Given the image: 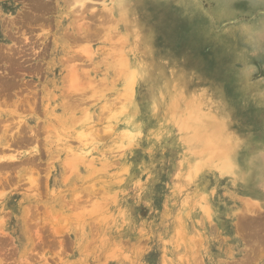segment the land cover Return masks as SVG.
I'll use <instances>...</instances> for the list:
<instances>
[{"label": "rangeland", "instance_id": "1", "mask_svg": "<svg viewBox=\"0 0 264 264\" xmlns=\"http://www.w3.org/2000/svg\"><path fill=\"white\" fill-rule=\"evenodd\" d=\"M51 1L0 0V264H264V0Z\"/></svg>", "mask_w": 264, "mask_h": 264}, {"label": "bare ground", "instance_id": "2", "mask_svg": "<svg viewBox=\"0 0 264 264\" xmlns=\"http://www.w3.org/2000/svg\"><path fill=\"white\" fill-rule=\"evenodd\" d=\"M51 0H31V3H30V6L28 7V11H26L27 13L25 14V16L28 18V21L30 23H33L35 21H38V20H44V18L46 17V14L48 12H50V10L52 9V7H54V5H52L50 3ZM74 0H55V7H57L58 10H63L65 11L66 9L63 8L65 6V4L68 2L71 3L73 2ZM76 1V0H75ZM119 2L120 1H123L121 2L122 5H125L127 4L126 2H128L131 5H133L134 2L136 1H142V2H148L149 4H153V5H156V4H170V3H176V2H179L180 4H183L185 2L181 1V0H118ZM188 1V0H187ZM190 1H193V0H190ZM218 4V6L220 7V10L217 11V12H213L211 10H208L209 12V18L208 20H204V22L202 23H205V22H216L221 16L222 14L225 15L226 14V11L224 10V7L226 5L228 6H231L230 3L228 2V0H215ZM262 1V0H260ZM52 2V1H51ZM189 7H191L192 9L194 10H197L199 11V7L197 5H195L193 2H187ZM70 5V4H69ZM68 5V7H69ZM260 6V4H259ZM116 7V6H115ZM119 7V6H118ZM70 8V7H69ZM121 8V7H119ZM251 8V6H250ZM116 9V8H115ZM22 18V17H21ZM20 18V19H21ZM19 19V18H18ZM59 22V19L57 20V23ZM15 23V22H14ZM37 23V22H36ZM62 25V24H61ZM63 26V25H62ZM29 27V26H28ZM31 27V26H30ZM97 27V26H96ZM68 35V34H67ZM0 39L1 40H6L8 39V36L6 34L5 31H2V34L0 35ZM143 43V42H142ZM145 46H148V42L147 41H144L143 43ZM13 53H9V54H6V52L4 50L1 49V46H0V60H5L7 61L8 63V68L11 70V71H15V69L18 67L21 66L20 62L16 60V58L12 59V55ZM17 68V69H18ZM136 71L140 70V71H144L145 73H147L148 71L145 70V69H138L136 68L135 69ZM154 71V70H152ZM8 76V75H6ZM14 81H12V79H9L8 77L6 78L4 75H2V71H0V86L2 87L3 85L4 86H8V84L10 85V83L12 84ZM3 88V87H2ZM78 99V98H77ZM75 101V100H74ZM28 102V101H27ZM29 109V108H28ZM24 139V138H23ZM3 150V149H2ZM1 150V151H2ZM4 151V150H3ZM6 151V150H5ZM3 153V152H2ZM4 154V153H3Z\"/></svg>", "mask_w": 264, "mask_h": 264}]
</instances>
